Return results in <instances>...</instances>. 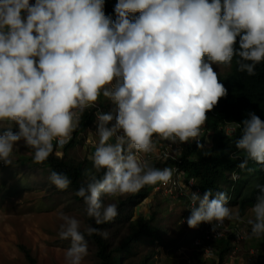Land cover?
Masks as SVG:
<instances>
[{
  "label": "clouds",
  "instance_id": "obj_1",
  "mask_svg": "<svg viewBox=\"0 0 264 264\" xmlns=\"http://www.w3.org/2000/svg\"><path fill=\"white\" fill-rule=\"evenodd\" d=\"M104 4L0 0V162L14 165V149L23 140L33 163L43 164L54 148L69 143L85 110L101 96L116 106L115 114H96L99 141L89 159L103 175L92 173L76 191L96 225L118 215L117 204H105L102 196L118 198L172 181L175 169L154 167L140 155L154 150V136L181 144L196 140L203 147L198 137L203 126L202 139L210 137L207 114L227 95L214 66L230 67L238 57L237 70L254 76L264 62V0H117L114 20ZM249 117L235 141L245 157L241 170L249 161L264 165V120ZM230 124L236 125L233 134L225 130ZM238 126L227 124L225 133L234 135ZM49 181L59 190L71 184L56 171ZM256 188L246 220L233 213L226 192L189 191L187 225L209 223L217 232L225 220H235L263 239L264 184ZM61 219L58 236L69 241L65 264H83L86 236L108 237L91 225L81 231L74 216L61 213Z\"/></svg>",
  "mask_w": 264,
  "mask_h": 264
},
{
  "label": "rangeland",
  "instance_id": "obj_2",
  "mask_svg": "<svg viewBox=\"0 0 264 264\" xmlns=\"http://www.w3.org/2000/svg\"><path fill=\"white\" fill-rule=\"evenodd\" d=\"M219 77L227 75L231 67L214 66ZM96 112L115 114L116 106L103 96L100 97ZM98 120L88 130L74 138V146L64 154L58 149L59 156L64 155L67 163L85 161L94 152L98 144ZM13 131H17L16 128ZM73 136V133H72ZM155 154L166 140L153 138ZM110 142L114 143V139ZM180 146L181 143L177 142ZM143 156V154H140ZM15 164L6 166L0 162V264H30L26 258L23 247L30 250L37 260V264H65V250L69 241L61 240L58 236L59 226L63 222L61 213L74 216L81 222V231L85 226L91 225V218L87 217L83 201L77 200L76 190L68 187L65 190L57 189L49 181L50 169L33 163L32 151L21 140L13 153ZM158 157H150L149 163L155 167ZM157 168H161L159 165ZM93 172L95 169L93 168ZM233 174L236 178L233 179ZM230 179L236 180L240 174L233 172ZM256 178L248 181L246 188L254 185ZM224 191H228L229 207L233 213H238L236 198L232 195L233 186L230 183L222 184ZM133 194L118 198L102 196L105 204L116 203L117 217L108 223L101 224L99 229L108 233L106 238L110 249L123 244L130 233L131 224L140 217L155 214L151 221L156 227L158 237L154 240L144 236L138 243L132 245L131 255H125L123 264H140L147 256H151V264H216L218 253L215 256L206 255L201 249L195 247L193 239L204 229V223L196 228H189L187 218L191 214L187 199L180 195H171L165 190H152L148 197L138 204L131 206L132 217L127 212ZM126 203L122 207V203ZM133 207V208H132ZM252 207V206H251ZM247 207L244 215L246 220L250 215ZM122 213V214H121ZM88 255L83 264H101L98 249L93 237L86 236ZM159 240V241H158ZM218 245V249L220 250ZM253 252L254 254H252ZM222 264H247L252 260L256 262L264 257V239L254 238L250 235L235 245L232 243L225 255Z\"/></svg>",
  "mask_w": 264,
  "mask_h": 264
},
{
  "label": "trees",
  "instance_id": "obj_3",
  "mask_svg": "<svg viewBox=\"0 0 264 264\" xmlns=\"http://www.w3.org/2000/svg\"><path fill=\"white\" fill-rule=\"evenodd\" d=\"M117 0H105L104 12L106 15L115 19L114 7ZM238 47V45H237ZM238 57L233 59L230 72L220 78V82L224 84L227 89V95L221 98L214 109L209 112L205 128L207 133L210 134L203 137L199 142L203 145L202 148L197 146V141H189L182 144L181 154L177 159H168L164 162L158 161L155 167L172 168L177 165L181 171H184L188 178H195L198 185L203 189V192L211 189L213 194L216 192H229L222 184L229 182L230 187L233 186L232 195L236 198L235 202L238 205V214L244 215L247 207H251L258 195L257 184H264V165H259L254 161H249L247 168L241 170L238 165L245 158L244 154L235 147V141L242 133V122L249 119L250 113H255L264 120V62L256 66L255 75L249 76L246 72L238 71L236 63ZM97 109L85 110L79 127L73 132L72 139L67 145L62 148L63 154L71 147L74 146V138L86 132L91 127L97 118ZM229 123L239 124L237 131L234 135L229 136L225 133L224 127ZM55 145V141H54ZM57 149L41 166L47 167L51 171L67 174L71 180L69 187L78 188L86 184L90 175L93 172V164L89 158L85 161L75 163H67L64 160V155L59 156L56 154ZM234 154L238 155V159H233ZM237 172L240 174L236 180L230 179V174ZM86 173H88L86 175ZM97 176H102L103 171L95 173ZM253 177L256 178L254 185L246 188L247 182ZM153 190V185H148L142 188L139 192L134 193L132 198H136L129 206L127 212L130 213L128 218L132 217L131 206L133 203L138 204L149 196ZM77 200L82 201V198L75 196ZM183 198L187 199L186 196ZM188 201V199H187ZM126 203H122V207ZM189 204V201H188ZM133 208V207H132ZM122 214V213H121ZM155 218V214H149L148 217H140L137 222L131 224L130 233L126 237L122 245L117 248L110 249V246L105 238L101 235H92L97 249L98 257L101 264H123L125 255H131L132 245L138 243L142 237L149 236L151 239L158 237V232L151 221ZM92 226L99 228L101 225H96L94 220H91ZM220 239L216 241V245L222 248L218 249V259L216 264H222L229 246L231 245L230 239ZM255 238V237H254ZM260 239V238H259ZM264 239V238H263ZM159 241V240H158ZM26 258L30 264H37V260L31 254L30 250L23 247ZM254 254V258H255ZM151 256L144 258L140 264H151ZM247 264H264V257H260L256 262L253 260Z\"/></svg>",
  "mask_w": 264,
  "mask_h": 264
},
{
  "label": "built area",
  "instance_id": "obj_4",
  "mask_svg": "<svg viewBox=\"0 0 264 264\" xmlns=\"http://www.w3.org/2000/svg\"><path fill=\"white\" fill-rule=\"evenodd\" d=\"M34 3V0H32ZM227 134H233L236 130V125L230 124L226 127ZM205 133L204 126L201 129V135L198 137L199 141L202 140V136ZM196 141V140H195ZM182 146L178 143H173L171 141L166 140L163 145L160 146L159 151L156 152L153 150L151 153L143 154V159L149 160L150 157L157 156L158 160L164 162L168 159H177V157L181 153ZM161 167L160 169H163ZM172 169H175L172 177V181L167 185L164 184H156L153 185V189L156 191L165 190L171 195H180L186 196L189 201V206L191 208V202L189 200L188 192H196L201 196L204 194L203 189L198 185L195 178H188L184 171H181L177 165H174ZM251 226L247 223L237 222L235 220H225L224 226L217 230V232L212 231V224L205 223L204 229L199 236H196L193 239V244L195 247L201 249L208 256H215L217 253L216 241L220 239H226L230 235H232V243L235 245L236 243L246 239L248 235H250ZM251 236V235H250ZM253 253V252H252Z\"/></svg>",
  "mask_w": 264,
  "mask_h": 264
}]
</instances>
